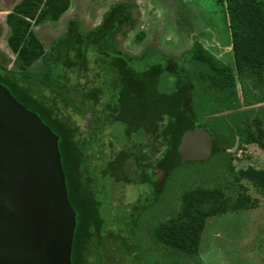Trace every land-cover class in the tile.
Returning <instances> with one entry per match:
<instances>
[{"label":"rangeland","instance_id":"374dc122","mask_svg":"<svg viewBox=\"0 0 264 264\" xmlns=\"http://www.w3.org/2000/svg\"><path fill=\"white\" fill-rule=\"evenodd\" d=\"M119 6L133 7L134 21L129 28L116 30L102 49L111 46L138 57L153 46L183 65L190 46L199 42L218 62L198 58L193 63L195 76L201 75L197 82L209 88L206 97L235 96L240 101L236 110L216 108L210 117L216 123L236 122L240 133L222 150L225 156L210 158L216 138L205 131L211 139V154L202 160L181 157V164H190L176 171L167 186L164 174L156 169L155 211L129 234L120 227L124 221L107 225L115 234L103 228L108 242L102 249L106 264H116V257L120 264H138L139 242L149 264H264V188L239 174L248 167H264V65L235 67L231 11L225 0H0V67L41 76L42 57L48 55L54 39L65 36L71 26L82 32L101 28ZM219 63L230 67L229 83L218 80L227 76L218 69ZM166 77L159 85L162 93L173 87ZM79 99L69 93L70 106L63 113L84 132L86 121L76 112L82 108ZM109 141L113 151L120 150L113 137L105 138L106 146ZM146 192V186L129 182L107 184L100 192L104 206L99 217L111 221L123 212L125 219ZM113 244L115 250H111ZM132 248L136 252L125 255Z\"/></svg>","mask_w":264,"mask_h":264},{"label":"trees","instance_id":"16d2710c","mask_svg":"<svg viewBox=\"0 0 264 264\" xmlns=\"http://www.w3.org/2000/svg\"><path fill=\"white\" fill-rule=\"evenodd\" d=\"M225 2L231 11L229 31L235 67L263 66L264 0ZM130 8L115 10L101 28L82 32L71 26L65 36L52 41L48 55L42 57L45 69L41 76L0 67V84L58 137L68 199L76 218L71 264H106L102 249L108 242L103 228L108 227L112 235L115 231L109 229L110 224L124 221L120 227L129 234L137 222L155 211L159 198L155 197L156 169L164 174L167 186L176 171L190 164H181L178 152L186 131L200 127L215 136L210 158L225 156L222 150L240 133L236 122L228 125L222 119V123H216L210 117L216 108L236 110L240 101L235 96L206 97L209 88L197 82L201 75L195 76L193 63L198 58L218 62L197 41L187 51L183 65L153 46L146 47L138 57L111 46L102 49L116 30L134 20ZM89 52L93 53V61L88 58ZM217 67L227 74L225 80L218 78L220 82L232 81L229 66L219 63ZM164 76L173 85L169 93L159 91ZM69 93L80 98L82 108L76 112L86 121L84 132L63 113L70 106L66 100ZM107 136L118 143L113 141L114 145H120L119 151H113L111 141L105 145ZM239 174L264 188V167H248ZM122 175L124 180L119 178ZM122 181L146 186L148 192L138 198L137 208L126 212L125 219L123 212L111 221L99 217L104 206L100 192L107 184ZM142 246L139 242L136 260L138 264H149ZM115 248L116 244L111 245V250ZM133 250L125 255L136 252ZM115 260L120 264L118 257Z\"/></svg>","mask_w":264,"mask_h":264},{"label":"water","instance_id":"95a60500","mask_svg":"<svg viewBox=\"0 0 264 264\" xmlns=\"http://www.w3.org/2000/svg\"><path fill=\"white\" fill-rule=\"evenodd\" d=\"M211 146L197 127L178 152L202 160ZM75 227L58 137L0 84V264H71Z\"/></svg>","mask_w":264,"mask_h":264},{"label":"flooded vegetation","instance_id":"af4514ba","mask_svg":"<svg viewBox=\"0 0 264 264\" xmlns=\"http://www.w3.org/2000/svg\"><path fill=\"white\" fill-rule=\"evenodd\" d=\"M120 7H121V6H119L118 9H119ZM130 9H133V7H131ZM132 11H133V10H132ZM133 21H134V20H133ZM133 21H132V22H133ZM130 26H131V25H129L128 28H129ZM198 43H199V42H198ZM188 50H189V49H188ZM209 53H210V52H209ZM210 54H211V53H210ZM211 55H213V54H211ZM213 56H214V55H213Z\"/></svg>","mask_w":264,"mask_h":264},{"label":"crops","instance_id":"0c3cea01","mask_svg":"<svg viewBox=\"0 0 264 264\" xmlns=\"http://www.w3.org/2000/svg\"><path fill=\"white\" fill-rule=\"evenodd\" d=\"M190 47H191V46H190ZM204 48L212 54V52H211L208 48H206L205 46H204ZM213 55H214V54H213Z\"/></svg>","mask_w":264,"mask_h":264}]
</instances>
